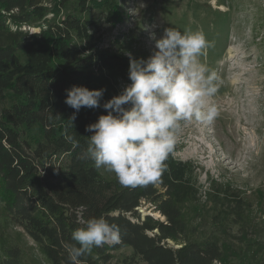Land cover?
I'll use <instances>...</instances> for the list:
<instances>
[{
	"label": "trees",
	"instance_id": "16d2710c",
	"mask_svg": "<svg viewBox=\"0 0 264 264\" xmlns=\"http://www.w3.org/2000/svg\"><path fill=\"white\" fill-rule=\"evenodd\" d=\"M59 9L67 11L59 17ZM120 17L119 0H0V264H22L26 237L39 264H71L67 246L81 215H103L121 238L83 264H264V240L248 236L250 201L211 179L202 194L200 167L175 159L177 146L159 181L136 187L89 158L93 133L85 129L107 113L82 108L71 125L65 90L105 89L104 103L130 83L125 53H142L98 47L100 20ZM74 132L78 144L68 140ZM263 195L257 191L258 205ZM142 202L160 218L140 215ZM122 249L131 254L119 259Z\"/></svg>",
	"mask_w": 264,
	"mask_h": 264
},
{
	"label": "rangeland",
	"instance_id": "374dc122",
	"mask_svg": "<svg viewBox=\"0 0 264 264\" xmlns=\"http://www.w3.org/2000/svg\"><path fill=\"white\" fill-rule=\"evenodd\" d=\"M119 3L121 17L116 23L100 20L99 49L116 52L132 49L147 59L154 50L153 34L159 39L166 28L181 32L201 30L213 43L200 59L222 81L217 95L209 101L217 105L220 115L212 125L195 120L183 122L174 157L200 167L202 194L207 191L208 179L242 193L252 206L248 236L264 240V195L262 204H257V191L264 193V0H119ZM66 11L60 10L59 17ZM53 18V13L47 15V19ZM94 18L99 15L95 13ZM31 31L37 28L31 27ZM119 84L122 91L126 85L122 81ZM4 104L0 101V107ZM101 171L110 174L103 168ZM137 211L140 215L160 216L151 213L150 205L144 202ZM7 233L13 236L11 230ZM19 241L22 264H39L32 241L27 237ZM230 246L235 248L237 244ZM130 254V249L115 252L119 259ZM228 261L234 262L232 257Z\"/></svg>",
	"mask_w": 264,
	"mask_h": 264
},
{
	"label": "clouds",
	"instance_id": "9594fccd",
	"mask_svg": "<svg viewBox=\"0 0 264 264\" xmlns=\"http://www.w3.org/2000/svg\"><path fill=\"white\" fill-rule=\"evenodd\" d=\"M152 39L154 50L147 59L125 53L130 83L118 95L101 103L105 89L73 85L65 90L64 103L74 110L71 125L82 108H102L107 113L85 129L93 133L87 138V154L95 168L113 173L123 186L158 182L182 123L212 125L220 115L209 101L222 81L200 59L213 46L203 31L166 28L159 39L154 34ZM76 136L74 132L68 140L78 144ZM79 223L82 227L71 237L76 243L67 246L71 264H83L81 257L92 255L94 248L121 242L120 227L103 215L88 219L81 215Z\"/></svg>",
	"mask_w": 264,
	"mask_h": 264
},
{
	"label": "water",
	"instance_id": "95a60500",
	"mask_svg": "<svg viewBox=\"0 0 264 264\" xmlns=\"http://www.w3.org/2000/svg\"><path fill=\"white\" fill-rule=\"evenodd\" d=\"M162 220V219H161Z\"/></svg>",
	"mask_w": 264,
	"mask_h": 264
}]
</instances>
